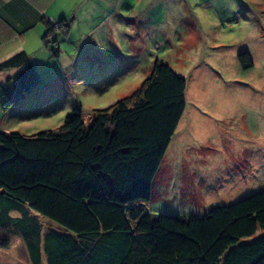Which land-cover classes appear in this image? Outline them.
Segmentation results:
<instances>
[{
	"label": "rangeland",
	"instance_id": "374dc122",
	"mask_svg": "<svg viewBox=\"0 0 264 264\" xmlns=\"http://www.w3.org/2000/svg\"><path fill=\"white\" fill-rule=\"evenodd\" d=\"M67 8L74 22L57 46L42 45L43 25L30 35L40 80L0 111V131L53 130L74 107L87 123L91 110L137 90L158 60L185 78L186 105L145 210L202 214L264 188V0H69ZM243 51L249 68L237 58ZM31 212L43 229H61ZM2 236L0 264H30L19 234Z\"/></svg>",
	"mask_w": 264,
	"mask_h": 264
},
{
	"label": "trees",
	"instance_id": "16d2710c",
	"mask_svg": "<svg viewBox=\"0 0 264 264\" xmlns=\"http://www.w3.org/2000/svg\"><path fill=\"white\" fill-rule=\"evenodd\" d=\"M41 23L44 47L69 33L63 18ZM237 58L252 65L247 51ZM10 68L18 69L0 84L2 112L40 80L23 50L0 61V72ZM185 88L154 60L137 90L91 110L87 123L74 107L53 130L0 131V232L19 234L30 264H264V188L202 214L144 208ZM31 211L61 229H43Z\"/></svg>",
	"mask_w": 264,
	"mask_h": 264
},
{
	"label": "crops",
	"instance_id": "0c3cea01",
	"mask_svg": "<svg viewBox=\"0 0 264 264\" xmlns=\"http://www.w3.org/2000/svg\"><path fill=\"white\" fill-rule=\"evenodd\" d=\"M68 1L0 0V58H5L9 54L23 50L28 53L29 58L32 60V51H29L32 50L30 48H33L29 47L30 35L32 33L36 34V37L39 35L43 25L41 23L42 18H47L54 22L56 15L52 11L56 5H58V12H60L58 18L66 20L67 12H69L67 8ZM66 9L67 12L65 11ZM73 22L74 17H72L69 27H72ZM36 45L37 43L34 46ZM39 49H42V45H37L36 50ZM0 75H5L6 78L11 74L4 70L0 72ZM1 130L7 132L5 128H1Z\"/></svg>",
	"mask_w": 264,
	"mask_h": 264
}]
</instances>
